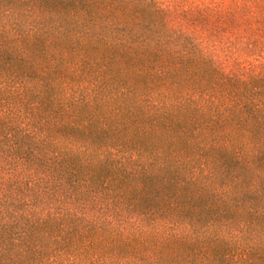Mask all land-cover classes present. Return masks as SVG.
Listing matches in <instances>:
<instances>
[{
  "label": "trees",
  "instance_id": "obj_1",
  "mask_svg": "<svg viewBox=\"0 0 264 264\" xmlns=\"http://www.w3.org/2000/svg\"><path fill=\"white\" fill-rule=\"evenodd\" d=\"M210 10L0 0V264H264V57Z\"/></svg>",
  "mask_w": 264,
  "mask_h": 264
},
{
  "label": "rangeland",
  "instance_id": "obj_2",
  "mask_svg": "<svg viewBox=\"0 0 264 264\" xmlns=\"http://www.w3.org/2000/svg\"><path fill=\"white\" fill-rule=\"evenodd\" d=\"M160 2L179 12L192 11L197 7L212 9L209 12L208 23L211 30H208L207 34L212 35L213 40H221L220 44L216 43L214 46L215 52L219 62L228 66V69L236 63L243 68L259 64L256 62L259 60L257 55L262 54L264 57V0H160ZM249 37L255 38L263 46L253 49L246 41ZM202 39L204 44H208L204 35Z\"/></svg>",
  "mask_w": 264,
  "mask_h": 264
}]
</instances>
